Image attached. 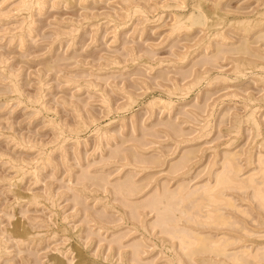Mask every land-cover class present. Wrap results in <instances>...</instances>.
Returning a JSON list of instances; mask_svg holds the SVG:
<instances>
[{"label": "rangeland", "instance_id": "374dc122", "mask_svg": "<svg viewBox=\"0 0 264 264\" xmlns=\"http://www.w3.org/2000/svg\"><path fill=\"white\" fill-rule=\"evenodd\" d=\"M261 66L264 0H0V264H264Z\"/></svg>", "mask_w": 264, "mask_h": 264}, {"label": "bare ground", "instance_id": "6f19581e", "mask_svg": "<svg viewBox=\"0 0 264 264\" xmlns=\"http://www.w3.org/2000/svg\"><path fill=\"white\" fill-rule=\"evenodd\" d=\"M202 12V11H201ZM195 14V13H194ZM192 15V14H191ZM189 16L188 17V22H195V21H199V22H201V19H202V17L201 16H199V17H197V15L195 16V15H192V16ZM201 15V14H200ZM196 17V18H195ZM205 18V17H204ZM183 20V19H182ZM190 20V21H189ZM183 23H185V22H183ZM185 24H187V21H186V23ZM188 25V24H187ZM189 26H191V23H190V25ZM193 28V27H192ZM247 28V27H246ZM251 30H249V31H247V33L248 32H250ZM226 163L227 164H224V167H225V165H227L226 167H225V169H228V170H230V172H234L235 174L234 175H237L236 173H238L239 172V168H238V166L235 164V160H233V158L231 157V158H229V159H227L226 160ZM227 170V172H229ZM229 172V175L226 173H224L225 174V176H224V174L222 175V176H224V177H221L220 178V176H219V178H217V186H219L220 187V185H224V187L227 185L228 186V184L229 185H233L234 187H235V185L237 184V186L235 187V188H237L238 187V185L239 184H246V183H240V181L239 182H237V179H235L236 178V176H235V178L233 177L234 175L232 174V173H230ZM232 174V175H231ZM248 183V182H247ZM249 185V184H248ZM217 186L216 187H214V188H211V189H209L208 190V193L211 195H209L208 193H207V191H206V195L208 194L209 195V197L206 199V201L209 199V200H211L212 201V203H213V205H215V204H219V202H226V203H224L225 204V206L226 207H234V205H233V201L231 202L230 200L229 201H226L227 199H223V197H218V195H217V191L218 190H216V188H217ZM241 186V185H240ZM243 187H244V185H243ZM242 187V188H243ZM245 187H247V186H245ZM229 188H230V186H229ZM228 188V189H229ZM234 188V189H235ZM218 189V188H217ZM231 189H232V187H231ZM239 189H241V187L239 188ZM224 190V189H223ZM256 190V189H255ZM220 193H221V191H219ZM218 192V193H219ZM256 192H257V190L255 191V194H256ZM183 193V192H182ZM259 193L262 195V193L259 191ZM259 193H258V196H259ZM178 195H179V193H178ZM177 195V196H178ZM181 195V194H180ZM179 195V196H180ZM256 196H257V194H256ZM255 196V197H256ZM181 197V196H180ZM189 197V195H187V198ZM192 197V196H191ZM262 197L264 198V196L262 195ZM182 198V197H181ZM217 198H218V200H217ZM260 198V196L258 197V199ZM189 199V198H188ZM256 199V198H255ZM188 201H191V200H188ZM205 201V200H204ZM260 201H263V200H260ZM217 202V203H216ZM208 203H210V202H208ZM220 204H222V203H220ZM208 205H210V204H208ZM218 206V205H217ZM223 206V205H222ZM213 210V209H212ZM210 213V212H209ZM212 212H211V215H210V217H208L207 219L208 220H210V221H212V223L215 225V223H216V225H219L220 223H222V221H224V219L222 218V217H218V216H216V214H218V213H215L214 212V215H213V217H211L212 216ZM209 216V215H208ZM214 216H216V217H214ZM226 220V219H225ZM209 222V221H208ZM207 222V223H208ZM226 222V221H225ZM224 222V223H225ZM211 223V222H210ZM211 223V224H212ZM222 225V224H221ZM225 226H226V223H225ZM217 227V226H216ZM215 228V227H214ZM183 238H185V237H183ZM183 238H182V242H183ZM185 240V239H184ZM186 241H188V240H186ZM185 241V242H186ZM190 241V240H189ZM188 241V242H189ZM208 242L209 241H205V240H203V239H200V238H198V239H195V240H192L191 242H189V244H188V246H193V245H199L201 248L203 247V250H205L206 248L208 249V247H209V250H211L212 248V246H214V250H216V248H215V245L217 246V244L216 243H211V241H210V243H211V245L212 246H210V244H208ZM184 243V242H183ZM187 243V242H186ZM215 244V245H214ZM197 245V246H198ZM199 246H198V248H199ZM223 245H221V246H219L220 247V249H221V247H222ZM218 247V246H217ZM200 248V249H201ZM220 249H217V250H220ZM214 250L212 249L211 251H213L214 252ZM55 264V263H54ZM62 264V263H61Z\"/></svg>", "mask_w": 264, "mask_h": 264}, {"label": "clouds", "instance_id": "9594fccd", "mask_svg": "<svg viewBox=\"0 0 264 264\" xmlns=\"http://www.w3.org/2000/svg\"><path fill=\"white\" fill-rule=\"evenodd\" d=\"M257 71L260 74L259 79L264 82V66H261ZM262 95H264V93H262ZM33 203L36 204L37 202L34 201ZM37 206L43 207L42 204H37ZM57 211L58 206L56 204H52L50 208H45L43 212H37L35 214L28 213L27 209H25L24 214L30 219V224L36 234L34 237L35 240L49 243H61L59 237L52 232L53 220L58 219ZM78 215L79 213L74 210L66 216L63 222L65 224H69V226L73 227L74 230L76 226L75 221ZM50 216L52 219H49ZM37 248H39V244H37Z\"/></svg>", "mask_w": 264, "mask_h": 264}]
</instances>
